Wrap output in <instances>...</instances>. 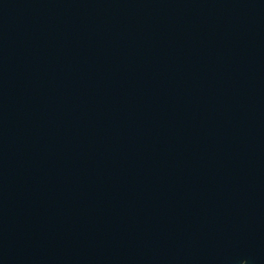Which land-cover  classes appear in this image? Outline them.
I'll use <instances>...</instances> for the list:
<instances>
[{
  "label": "water",
  "instance_id": "1",
  "mask_svg": "<svg viewBox=\"0 0 264 264\" xmlns=\"http://www.w3.org/2000/svg\"><path fill=\"white\" fill-rule=\"evenodd\" d=\"M0 264H264V0H0Z\"/></svg>",
  "mask_w": 264,
  "mask_h": 264
}]
</instances>
